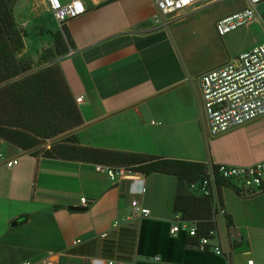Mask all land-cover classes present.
Listing matches in <instances>:
<instances>
[{"label":"crops","instance_id":"1","mask_svg":"<svg viewBox=\"0 0 264 264\" xmlns=\"http://www.w3.org/2000/svg\"><path fill=\"white\" fill-rule=\"evenodd\" d=\"M21 2L17 0L13 8L23 35L24 49L19 56L27 55L36 69L57 63L73 99L82 96V103L76 106L84 127L73 133L79 146L204 165L247 167L264 160V118L210 137L197 80L203 71L264 41V0L255 8L254 22L221 38L215 33V20L243 8L245 0L216 3L221 7L212 13L207 34L197 32L196 46L204 48L206 42L214 40L224 50L204 69L189 62L187 42L174 25L188 12L154 23L152 0H84L85 13L59 27L43 0ZM56 35L61 42L59 49ZM152 113L159 120L150 124L164 126L166 131L187 130L195 120L204 125L194 142L181 140L179 148L172 147L174 140L167 134L159 141L160 137L148 133L143 143L138 136L139 125L133 129L123 126L117 132L101 127L104 144L93 145L87 134L85 142L77 138L105 120L125 122L135 117L142 121ZM121 137H125L122 144L128 142L129 146H116L114 140ZM50 144L40 147L48 149ZM0 154V264H40L47 258L51 264H181L162 259L154 263L148 261L151 257L137 254L144 220L125 222L131 215L132 199L150 211V218L145 220L170 222L175 215L174 176L137 173L113 183L96 170L98 164L34 156L1 138ZM13 158L17 163L7 167L4 161ZM262 191L246 198L248 192L228 184L213 188L216 231L211 240L220 246L225 264H264ZM80 198L86 199L87 205L72 210L83 207ZM224 215L230 216L231 226L226 225ZM114 221L120 226L112 228ZM102 233H106L104 238ZM76 239L80 242L74 245Z\"/></svg>","mask_w":264,"mask_h":264},{"label":"trees","instance_id":"2","mask_svg":"<svg viewBox=\"0 0 264 264\" xmlns=\"http://www.w3.org/2000/svg\"><path fill=\"white\" fill-rule=\"evenodd\" d=\"M16 2L0 0V138L34 156L174 176L173 213L180 215L181 221L192 224L196 235L179 231L170 237L169 222L144 220L140 225L137 254L145 257L158 254L164 261L181 264H225V259L196 248L199 239L211 238L209 233L216 231L212 198L189 191V185L203 177L205 165L79 146L72 131L83 121L58 64L52 62L34 69L27 55L19 56L24 44L13 15ZM62 32L71 45L66 30ZM54 40L59 49V37L56 35ZM47 140L50 147H40ZM221 186L225 183L217 180L216 188ZM218 204H221L219 195ZM224 219L231 226L230 216L224 215Z\"/></svg>","mask_w":264,"mask_h":264},{"label":"built area","instance_id":"3","mask_svg":"<svg viewBox=\"0 0 264 264\" xmlns=\"http://www.w3.org/2000/svg\"><path fill=\"white\" fill-rule=\"evenodd\" d=\"M47 11L53 16L59 27L66 22L80 17L86 11L84 0H43ZM263 0H245V6L234 12L217 18L214 30L218 37H223L239 28L245 27L256 19V6ZM202 0H152L154 13L152 19H176L185 13L198 8ZM200 92L202 114L207 133L216 137L233 129L246 125L252 121L264 118V41L250 50L239 54L233 59L207 69L197 77ZM76 105L82 103V96L75 97ZM0 159L3 156L0 154ZM5 165L10 167L17 163V159L5 160ZM97 171L104 172L113 183L121 178H132L136 172L124 167H110L96 165ZM234 186L239 191L249 194L260 192L264 189V160L247 167H234L224 164H206L203 177L189 185V191L197 196L211 197L216 181ZM83 207L87 205L84 198H80ZM131 215L125 222L133 219L145 220L150 218V211L141 206L140 201H130ZM169 235L175 237L179 231H185L189 236H195L194 226L181 221L180 215L175 214L169 222ZM120 224L113 222L112 228ZM214 232H210L212 238ZM106 233L101 234L104 238ZM211 238L198 240L197 249L206 250L213 255L225 259L220 246L212 242ZM80 241L76 239L73 244ZM160 263L161 258L154 256L148 259ZM23 264H30L24 262ZM40 264H51L44 259ZM108 264H124L111 262ZM247 264H252L247 261Z\"/></svg>","mask_w":264,"mask_h":264},{"label":"rangeland","instance_id":"4","mask_svg":"<svg viewBox=\"0 0 264 264\" xmlns=\"http://www.w3.org/2000/svg\"><path fill=\"white\" fill-rule=\"evenodd\" d=\"M219 1L221 0L203 1L201 2V5L198 6V8H196L195 10H191L190 12L185 14L184 15L185 19H183L180 22H178L177 19L175 20L176 23L174 25L177 28L179 35L181 37H184L183 39L186 40L187 42L186 44L188 45L186 48V57L195 68L204 69L206 67L212 66L216 61L215 58L217 54L223 52L224 50L222 44H220L219 41H214V40L210 41V43L206 42L204 45V48L198 49V47L196 46L197 32L204 31V33L207 34V32L209 31L211 20H212V13L216 11L217 8L220 9L221 7L220 4L219 5L216 4ZM231 1L238 3L241 0H231ZM23 3H24V0H22L21 4ZM163 19H158L160 20L158 21V23H161V20ZM39 61L40 60H38L37 65L39 64ZM32 66L34 67L35 65L33 64ZM34 69H36V67H34ZM172 95H176V93L173 92ZM174 101L175 103H177V100H174ZM172 105H174V103H172ZM195 117L197 118L196 114H195ZM158 120H159V117L155 113H152L151 115L147 117L145 116L142 119V121H138L137 118L135 117L129 120L127 119L125 122L122 120L118 122L117 120L115 121L113 119H108L104 121V124H98L96 126H92L86 129L85 132L79 133L77 138L79 139L80 142H85L84 134H87L90 137V140L93 145L104 144L103 140H101L100 138V132H103L101 127L108 128L111 131L117 132L123 126H127L130 129L134 125H139V128H138L139 135L138 136H139L140 141H142L143 143L145 142V139L143 138H146L148 133L160 137L159 141H163L164 140L163 136L167 134V136L172 137L174 140V142L171 144L172 147L179 148L181 147V145H183V144H180L181 140L188 141V142L193 141L195 137L198 136L201 130V125L203 124V121H201L202 122L201 124L197 122V120H195L193 127L187 128V130L172 129V130L166 131L164 130V126H158V125L153 126L150 124L151 121L155 123V122H158ZM129 132L131 133L132 131L129 130ZM73 133L74 132H72V134ZM123 138L125 137H121L120 139L114 140L116 143H118V144L115 143L116 146H122V147L129 146L128 142H125L124 144H122V142L125 141V139ZM47 142H50V141L47 140L41 144H44ZM163 145L164 143L161 144L162 147ZM113 167H116V166H113Z\"/></svg>","mask_w":264,"mask_h":264},{"label":"water","instance_id":"5","mask_svg":"<svg viewBox=\"0 0 264 264\" xmlns=\"http://www.w3.org/2000/svg\"><path fill=\"white\" fill-rule=\"evenodd\" d=\"M82 127H84V126H81V127L77 128V129H75L74 131H76V130L82 128ZM74 131H72V132H74ZM262 192H263V191H260V192H257V193H253V194L247 195L246 198H250V197L257 196V195L261 194ZM83 208H84V207H82V208H75V207H74V208H72V210H76V211H78V210H82ZM14 224H16V222L12 223V225H14Z\"/></svg>","mask_w":264,"mask_h":264},{"label":"snow or ice","instance_id":"6","mask_svg":"<svg viewBox=\"0 0 264 264\" xmlns=\"http://www.w3.org/2000/svg\"><path fill=\"white\" fill-rule=\"evenodd\" d=\"M185 2H187V0H185Z\"/></svg>","mask_w":264,"mask_h":264}]
</instances>
